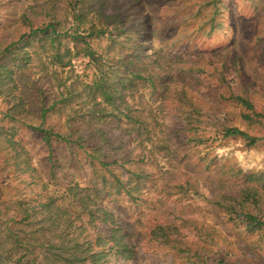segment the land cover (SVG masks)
Listing matches in <instances>:
<instances>
[{
	"label": "rangeland",
	"instance_id": "1",
	"mask_svg": "<svg viewBox=\"0 0 264 264\" xmlns=\"http://www.w3.org/2000/svg\"><path fill=\"white\" fill-rule=\"evenodd\" d=\"M44 1L0 0V56L6 46L29 32L23 15L30 16L34 29L61 20L54 48L34 41L30 48L15 51L14 57H0V73H4L3 66L14 72L10 85L16 96L13 100L0 93L1 218L28 239L34 237L33 227L21 224L24 214L19 204L24 209L37 208L49 194L69 184L88 187L100 182L78 148L52 141L49 151L27 127L41 124L43 105L47 110L44 129L65 136L88 133L81 114L88 121L91 105L82 91L90 82L92 67L78 57L67 36L72 19L66 3L59 5L55 16L45 18L38 7ZM152 1L156 15L163 18L160 27L150 17L155 12L148 9L147 0L145 4L135 0L114 4L119 7L126 2L128 20L138 15L148 27L156 25L155 33L142 38L143 44L152 46L154 59L163 56L167 63H162L171 67L164 68L165 87L153 91L144 85L133 99H127L141 117L139 126L117 118L98 124L112 138L111 172L121 179L128 171L142 177L135 204L123 194L102 204L114 212L117 225L131 234L127 241L131 257H110L108 264H215L216 259L225 264H264V230L247 231L242 219L216 205L223 203L225 195L240 197L251 188L256 193L246 209L264 221L263 188L246 180L264 172V0H222L213 24L212 7L200 6L211 0H186L185 13L178 15L167 10L163 0ZM198 9L193 17L191 13ZM136 36L141 37L138 32ZM94 46L102 52L106 42ZM23 52L30 56L26 65L19 55ZM56 53L62 56L60 61L54 59ZM190 67L197 71L196 77L187 73ZM189 79L192 87L186 89L187 98L199 113L175 94L180 83ZM61 94L66 97L61 99ZM231 96L248 99L253 111L236 105ZM13 103L18 104V111L15 119H9L6 113ZM245 114L253 121L243 120ZM224 127L237 128L260 141L248 146L242 139L224 138Z\"/></svg>",
	"mask_w": 264,
	"mask_h": 264
},
{
	"label": "trees",
	"instance_id": "2",
	"mask_svg": "<svg viewBox=\"0 0 264 264\" xmlns=\"http://www.w3.org/2000/svg\"><path fill=\"white\" fill-rule=\"evenodd\" d=\"M115 2L116 0H45L38 6L43 10L41 13L46 18L55 16L59 5L66 3L65 9L70 11L69 15L72 19L70 34L68 33L67 36L70 38L73 49L77 51L78 57L87 59L93 71L89 84L83 86L84 90L82 91L85 100L89 98L88 103L91 106L86 112L89 116L86 117L88 121H85V113L81 114V118L84 120L83 127L88 130L86 135L77 131V134L72 133L65 136L44 129L47 110L43 105L40 107L41 124L39 126L28 125L27 127L41 137L42 142L49 147V151H52L50 148L52 141H60L67 146L78 148L85 155L89 166L98 174L100 182L93 181L88 187L69 184L63 187L62 191L55 190L49 194L46 201L39 204L37 208L24 209L19 204L18 207L24 214L20 221L21 224L33 227L31 232L34 234L31 233V235L34 237L30 239L23 238L21 232H15L8 227V222L1 218L2 209L0 208V262L12 264H108L110 257L130 258L132 255L127 244L131 236L130 232L117 225L114 212L109 211L102 204L121 194L135 204L139 199V197H135V194L140 191L138 181L142 177L138 173L128 171V176L121 179L120 176L111 172L113 163L108 161L111 158L109 149L112 148V138L104 129L98 127V124L117 118L130 125L139 126L141 117L132 111L127 99H131L133 94L144 85L153 91L157 90V87H165L166 82L164 81L167 79V74L164 68L170 69L171 66L162 63L165 58L163 56L157 57L156 55L154 59V56H151L152 53H155L151 52L152 46L143 44L142 38H145V34L150 32L155 33L156 25L148 27L145 20H140L138 15L134 20H128L126 2L119 7L114 6ZM141 2L145 4L146 0H135L137 4ZM147 2L151 3L148 9L153 11L152 13L155 12L152 14L153 16H150L151 19L160 24L158 27L162 26L163 18L156 15L154 10V8L157 9V6L152 4L154 3L152 0H147ZM164 2L167 3V10L177 12V15L185 13L186 0H163ZM220 3L222 0H211L205 5H200L201 8L212 7L214 11L210 19L212 24L219 12ZM46 5L47 7H45ZM136 6L138 7V5ZM199 11L200 9L191 13L192 16H196ZM22 19L28 26L29 32L4 48L2 55L6 58L2 60L7 59L9 55L14 57L17 50L22 51V48H30L34 41L41 45L49 43L51 48L56 46L60 37L57 30V25L61 22L60 19L57 18L56 24L45 25L43 23L35 29L32 28L29 15H23ZM171 20L173 21V19ZM136 32L141 35L140 39L137 38ZM101 41L106 42V49L98 52L94 43ZM65 53L70 55V49L66 48ZM19 55H21V61H26L25 65L30 61L27 52L19 53ZM53 57L60 61L62 56L56 53ZM175 59L179 60L180 58ZM178 63H182V61ZM224 67L222 66V68ZM2 70L4 73H0V93L5 94L8 99L15 100L14 87L10 85L14 72L4 66ZM187 73H192L194 74L192 77H196L197 71H193V68L190 67ZM222 83H224L223 79ZM180 84V90L177 88L175 92L177 98L181 99L184 105L191 107L192 112L199 113V110L187 98L186 89L192 87L190 79L188 82L182 81ZM67 92L69 93V90ZM64 95L61 94V99L66 97ZM230 99L247 111L252 112L254 109L252 103L242 96H231ZM17 111L18 104L13 103L10 108L11 113L6 114L9 119H15L14 113ZM254 116L256 115L254 114ZM242 118L246 122L253 121L252 117L247 114ZM222 133L224 138H239L248 146H254L260 141L237 128L224 127ZM75 136H77L76 139H71ZM51 163L50 176L51 179H54L56 176L53 171V162ZM106 174L108 178H106ZM246 180L248 183L261 185L264 191V172L250 175ZM255 193L253 189L247 188L241 192L240 197L228 194L223 196V203L218 202L216 205L223 209L227 215H234L242 219L247 231L264 230V221L246 209L250 206V199L255 196ZM10 220L12 223H17L13 218ZM27 236L30 237L29 234ZM41 237V241L38 242ZM207 252L214 255L210 249ZM13 256L17 257L16 260H13ZM28 256L33 257L23 262V259ZM214 261L215 264H225L223 260L216 259Z\"/></svg>",
	"mask_w": 264,
	"mask_h": 264
}]
</instances>
